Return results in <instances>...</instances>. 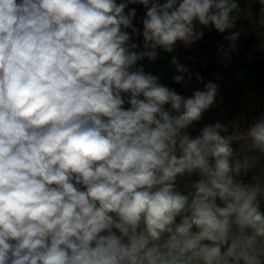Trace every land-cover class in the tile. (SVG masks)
Listing matches in <instances>:
<instances>
[{"label":"clouds","instance_id":"obj_1","mask_svg":"<svg viewBox=\"0 0 264 264\" xmlns=\"http://www.w3.org/2000/svg\"><path fill=\"white\" fill-rule=\"evenodd\" d=\"M129 5H143L142 31ZM241 12L239 0H0V264H264V113L192 135L218 84L185 96L138 63L211 27L228 33V67ZM171 64L175 84L203 82Z\"/></svg>","mask_w":264,"mask_h":264},{"label":"crops","instance_id":"obj_2","mask_svg":"<svg viewBox=\"0 0 264 264\" xmlns=\"http://www.w3.org/2000/svg\"><path fill=\"white\" fill-rule=\"evenodd\" d=\"M117 2L119 3L120 0ZM239 2L242 12L233 31H240L243 41L237 40L236 50L229 53L231 55L229 64L236 65L235 73H229L223 69V64L220 62L221 54L218 51L220 46L225 49L230 47L231 42L225 39L228 33L221 34L211 27L205 28L203 38L187 49L178 43L173 53H165L158 49V57L155 61L144 58L138 62L144 66L146 72L159 76L162 83L185 96L191 95L196 89L203 90L204 84L209 81L218 84L220 95L217 100L219 103L204 113L201 122L195 125V131L189 129L192 135L198 134V130L207 123H214L217 120L227 123L238 116H243L245 120H248L250 117L264 113V36H260L259 42H256L255 28L257 25L254 22V18L259 14L260 5L257 0H239ZM243 34L248 35L245 40ZM236 51L241 52L237 55ZM172 56H177L181 64L198 71L203 77V82H198L193 77L190 84H175L173 77L179 73L171 64ZM217 76L220 77L219 80L216 79ZM238 78L246 82L244 91L237 83ZM226 81L232 83L229 88H224L225 84H221ZM256 174L258 175L259 172L257 171ZM262 208H264V203H262Z\"/></svg>","mask_w":264,"mask_h":264},{"label":"rangeland","instance_id":"obj_3","mask_svg":"<svg viewBox=\"0 0 264 264\" xmlns=\"http://www.w3.org/2000/svg\"><path fill=\"white\" fill-rule=\"evenodd\" d=\"M250 27H251V26H250ZM255 30H256V42L258 43V42H259V38H260V36H264V31L260 30L257 26H256ZM243 35H244V40H245L246 37H247L248 35H246V34H243ZM263 38H264V37H263ZM263 40H264V39H263ZM238 41H243L241 36L239 37ZM240 52H241V51H236V54L238 55ZM235 66H236V65H235L234 63H232V64L230 63L228 67H224V66H223V69L227 70L229 73H230V72H231V73H235V72H234V70H235ZM256 67H257V68H260L259 66H256ZM237 83H239V84L241 85V90L244 91V88H245L246 82H243L242 79L240 80V79L238 78V82H237ZM221 84H225V87H224V88H226V87L229 88V87L232 85V83H231V82H228V81H226V82H224V83H221ZM241 100H242V99H241ZM244 100H246V99H243L242 101H244ZM257 100H258V98H257Z\"/></svg>","mask_w":264,"mask_h":264},{"label":"built area","instance_id":"obj_4","mask_svg":"<svg viewBox=\"0 0 264 264\" xmlns=\"http://www.w3.org/2000/svg\"><path fill=\"white\" fill-rule=\"evenodd\" d=\"M161 2H163V0H161ZM130 8L135 7L137 9V16L136 19L134 20V26L137 28H140L142 31V25L140 24V20L143 18L144 14H145V10L143 5H129ZM142 41V37H135L134 36V42H141ZM142 50V49H140ZM147 59V58H145ZM148 60V59H147Z\"/></svg>","mask_w":264,"mask_h":264}]
</instances>
